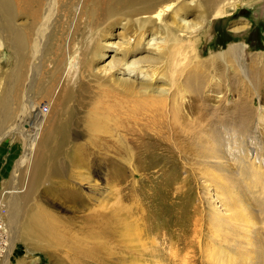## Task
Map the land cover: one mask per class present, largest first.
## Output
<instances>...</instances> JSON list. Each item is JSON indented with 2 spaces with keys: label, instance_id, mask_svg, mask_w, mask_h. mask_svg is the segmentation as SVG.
<instances>
[{
  "label": "rangeland",
  "instance_id": "1",
  "mask_svg": "<svg viewBox=\"0 0 264 264\" xmlns=\"http://www.w3.org/2000/svg\"><path fill=\"white\" fill-rule=\"evenodd\" d=\"M263 29L264 0H0V264H264Z\"/></svg>",
  "mask_w": 264,
  "mask_h": 264
},
{
  "label": "bare ground",
  "instance_id": "2",
  "mask_svg": "<svg viewBox=\"0 0 264 264\" xmlns=\"http://www.w3.org/2000/svg\"><path fill=\"white\" fill-rule=\"evenodd\" d=\"M162 12V9H158L157 11H155V13L154 14H152L151 16H149V17H153V16H155V17H157V16H160V13ZM224 13H226V11L224 10V9H221V10H218L217 11V13H216V15L217 16H220V17H222V16H224L225 14ZM228 14V13H227ZM235 30H238V29H240V28H238V27H235L234 28ZM243 49H244V47H243V45H234V46H232L230 49H229V54L231 55V56H233V57H236V59H241V57H242V53H243ZM129 53V52H128ZM219 55V57L220 58H224V60H226V53L224 54V53H221V54H218ZM118 68V67H117Z\"/></svg>",
  "mask_w": 264,
  "mask_h": 264
},
{
  "label": "built area",
  "instance_id": "3",
  "mask_svg": "<svg viewBox=\"0 0 264 264\" xmlns=\"http://www.w3.org/2000/svg\"><path fill=\"white\" fill-rule=\"evenodd\" d=\"M6 236H7V231L5 224L2 220H0V242H4V245H6V241H5Z\"/></svg>",
  "mask_w": 264,
  "mask_h": 264
},
{
  "label": "crops",
  "instance_id": "4",
  "mask_svg": "<svg viewBox=\"0 0 264 264\" xmlns=\"http://www.w3.org/2000/svg\"><path fill=\"white\" fill-rule=\"evenodd\" d=\"M262 35H263L262 40H263V45H264V29L262 30Z\"/></svg>",
  "mask_w": 264,
  "mask_h": 264
}]
</instances>
